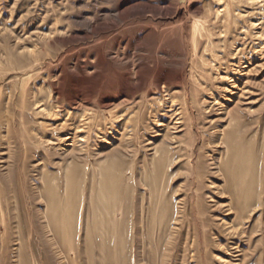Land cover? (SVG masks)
I'll use <instances>...</instances> for the list:
<instances>
[{
    "label": "rangeland",
    "instance_id": "rangeland-1",
    "mask_svg": "<svg viewBox=\"0 0 264 264\" xmlns=\"http://www.w3.org/2000/svg\"><path fill=\"white\" fill-rule=\"evenodd\" d=\"M0 264H264V0H0Z\"/></svg>",
    "mask_w": 264,
    "mask_h": 264
},
{
    "label": "bare ground",
    "instance_id": "bare-ground-1",
    "mask_svg": "<svg viewBox=\"0 0 264 264\" xmlns=\"http://www.w3.org/2000/svg\"><path fill=\"white\" fill-rule=\"evenodd\" d=\"M163 78V77H162Z\"/></svg>",
    "mask_w": 264,
    "mask_h": 264
}]
</instances>
